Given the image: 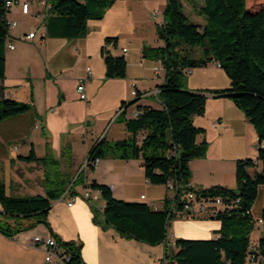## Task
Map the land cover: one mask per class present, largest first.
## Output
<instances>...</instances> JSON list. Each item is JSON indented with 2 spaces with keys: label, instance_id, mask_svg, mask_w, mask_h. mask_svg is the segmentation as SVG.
<instances>
[{
  "label": "crops",
  "instance_id": "1",
  "mask_svg": "<svg viewBox=\"0 0 264 264\" xmlns=\"http://www.w3.org/2000/svg\"><path fill=\"white\" fill-rule=\"evenodd\" d=\"M29 2L28 14L14 5L7 15L17 25L9 30L6 78L0 81L5 98L32 105L29 112L0 122V179L7 193L18 197L29 192L31 196L46 195L42 164L23 160L21 156L34 151L42 158L50 152L60 161L63 173L77 177L85 168L91 149L115 125L121 133L115 132L110 141L131 135L118 117L124 102L138 98L132 95V89L138 91L140 98L127 109V118L137 116L138 105L163 108L159 92L166 79L162 62L145 59L143 48L165 45L158 37L157 26L164 21L167 0H114L102 19L88 21L87 36L75 39L64 37L62 17L49 10L48 0ZM202 6L203 0L198 9L202 21L194 23L204 26ZM31 32H36V36L27 38ZM115 37L116 43H107V38ZM8 43H13L14 49ZM105 45L114 56L126 57L127 77H106L102 56ZM85 79L87 101L81 100L78 92L79 82ZM187 87L207 95L205 113L194 118V125L204 130L197 142L206 141L208 148L204 157L190 162L191 185L197 190L213 186L236 188L240 160L256 162L249 169L251 175L261 172L255 127L231 98L212 93L231 88L226 71L215 62L190 69ZM94 180L108 185L117 199L147 203L155 211L164 210L167 199L172 200L171 206L174 204L175 193L166 184L148 181L142 159H103L94 171L86 173L85 183L76 187V196L67 193L52 202L48 219L54 235L43 224L14 237L0 232V264H46L44 249L31 245L36 235H52L62 242L81 246L85 264H164L166 246L178 239L219 237L221 221L205 214L192 219L176 216L169 223L167 241L158 245L126 238L113 227L104 228L95 222L94 208L103 213L106 202L99 191L87 187ZM72 199L75 200L69 205ZM263 211L264 185H261L252 208L253 218H262ZM191 224L194 226L189 228ZM262 238L264 230L260 232L254 227L253 246ZM247 264L261 263L249 260Z\"/></svg>",
  "mask_w": 264,
  "mask_h": 264
},
{
  "label": "trees",
  "instance_id": "2",
  "mask_svg": "<svg viewBox=\"0 0 264 264\" xmlns=\"http://www.w3.org/2000/svg\"><path fill=\"white\" fill-rule=\"evenodd\" d=\"M52 13L62 17L64 37L75 39L89 33L88 21L102 19L114 0H48ZM201 14L204 26L190 21L182 0H167L164 24L157 26V34L165 45L144 46L145 59L161 61L166 79L160 87L159 99L163 108L138 105V115L127 118V109L135 105H121L119 120L125 123L128 138L110 141L103 137L91 149L88 165L77 177L61 171L60 161L52 153L38 158L34 151L22 157L37 161L44 169L45 196H12L0 179V232L7 237L34 229L43 224L52 231L48 215L54 200L67 193L77 195L76 187L84 184L86 173L95 170L91 163L99 158L142 159L145 175L152 184H166L174 180L173 191L177 209L191 181L190 162L206 155V141L197 142L204 130L194 125V118L205 113L207 95L187 87L190 69L219 62L231 79V88L212 93L231 98L255 127L259 139H264V0H203ZM6 0H0V81L6 78V44L9 38ZM107 43L117 38H107ZM198 50L197 54H194ZM102 56L107 78L127 77V59L114 56L105 45ZM0 85V122L24 114L32 109L29 103L5 98ZM142 134V136H141ZM262 171L254 175L249 169L256 166L252 159L237 162L234 189L213 186L196 190L197 198L214 203L221 197L226 205L234 207L217 210L211 205L209 217L221 221L219 237L208 240L178 239L166 246L164 264H247L251 254L262 257L264 238L257 245L251 243L254 229L252 208L258 198L259 186L264 185V148H259ZM91 189L100 192L106 202L104 212L94 208L95 222L104 228L113 227L126 238L150 245L165 243L169 223L176 217L171 210V199L166 208L155 211L147 203L117 199L108 185L92 181ZM237 201V202H236ZM264 218V211H263ZM74 254V260L85 264L81 246L65 243ZM254 249V250H253Z\"/></svg>",
  "mask_w": 264,
  "mask_h": 264
},
{
  "label": "built area",
  "instance_id": "3",
  "mask_svg": "<svg viewBox=\"0 0 264 264\" xmlns=\"http://www.w3.org/2000/svg\"><path fill=\"white\" fill-rule=\"evenodd\" d=\"M14 5H19L22 7V10L25 14L29 13L30 9V2L29 0L23 1V0H6V9H7V15L9 13V10L12 6ZM157 13H154L156 15ZM7 17V24L9 30L14 28L17 25V22L14 20H10ZM165 21H163L162 24H164ZM36 36V32H31L27 35V38H34ZM45 38V34H43V39ZM8 47L11 49H14L13 43H8ZM126 51V50H125ZM217 66L221 67V64L219 62H215ZM88 74L89 76L92 74V70L89 67L88 69ZM86 82L87 79L81 80L78 85V92L80 93V99L83 101L88 100V94L86 91ZM132 95L139 97L140 94L138 91L133 88L132 89ZM139 113H137L138 115ZM259 148H264V139L260 140L259 139ZM100 159L97 158L94 160L91 165L94 166L95 168L98 167L100 163ZM88 165V160H86L85 167ZM167 186L169 189L172 191H175L177 186L174 180H169L167 183ZM188 187L190 188L189 191H187L185 198L183 200V208L182 209H177L174 204L171 206L172 213L175 216H178L180 218H186V219H192L195 218L198 215L205 214L209 215L210 212L208 208L211 205L217 206V209L212 211L211 214H216L217 210H224L226 208H233L235 204H230L226 205L224 203L223 198L217 197L215 202L210 203L208 201H205L204 199L199 200L197 198L196 190L191 183L188 184ZM85 197L89 200L90 197L88 194L85 195ZM142 198H145V195L142 196ZM75 199H72L69 202V205H71L74 202ZM237 202V201H236ZM254 227L258 231H263L264 230V218H256L254 219ZM31 245L34 247H42L45 251V261L46 264H79L74 260V254L72 251L68 249V247L65 245V242L60 241L57 237L52 236V235H36L33 236L31 239ZM254 250V249H253ZM249 260L254 261V262H259L263 263L262 257H257L255 254H251L249 257Z\"/></svg>",
  "mask_w": 264,
  "mask_h": 264
},
{
  "label": "rangeland",
  "instance_id": "4",
  "mask_svg": "<svg viewBox=\"0 0 264 264\" xmlns=\"http://www.w3.org/2000/svg\"><path fill=\"white\" fill-rule=\"evenodd\" d=\"M183 4H184V11L187 14V16L189 17L190 21L192 22H201L202 19L200 17V14L198 12L199 7L202 4V0H182ZM198 50L194 52V54H197ZM41 66V63L39 62V65ZM120 122V121H119ZM118 125H115L110 132L107 134L108 139H112V137L114 136V133H118V135H120L121 131L118 129ZM120 131V132H119ZM121 138H123V135L120 136ZM25 196H31L32 194H24ZM22 196V197H25ZM192 226H194V224H191L189 226V228H192ZM187 235H193V234H187Z\"/></svg>",
  "mask_w": 264,
  "mask_h": 264
},
{
  "label": "water",
  "instance_id": "5",
  "mask_svg": "<svg viewBox=\"0 0 264 264\" xmlns=\"http://www.w3.org/2000/svg\"><path fill=\"white\" fill-rule=\"evenodd\" d=\"M88 160V159H87Z\"/></svg>",
  "mask_w": 264,
  "mask_h": 264
}]
</instances>
